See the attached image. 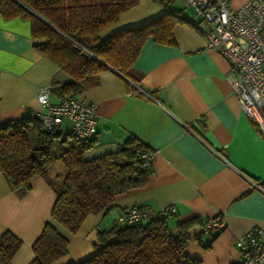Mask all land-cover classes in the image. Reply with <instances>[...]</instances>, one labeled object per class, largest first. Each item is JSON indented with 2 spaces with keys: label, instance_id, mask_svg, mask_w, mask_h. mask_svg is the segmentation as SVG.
Here are the masks:
<instances>
[{
  "label": "crops",
  "instance_id": "0c3cea01",
  "mask_svg": "<svg viewBox=\"0 0 264 264\" xmlns=\"http://www.w3.org/2000/svg\"><path fill=\"white\" fill-rule=\"evenodd\" d=\"M245 1L229 0L233 9ZM173 9L194 15L182 0H167L166 7L157 0H139L100 35L137 26ZM172 34V44L145 40L134 63L142 74L138 84L109 67L99 72L95 85L77 95L95 103L98 114L92 135L98 142L86 157L117 150L129 135L154 156L146 183L116 195L107 213L88 214L74 233L57 225L67 237V253L53 264L91 255L97 232L135 205L173 206L175 211L166 219L171 230L179 222H191L185 252L201 264H239L235 241L254 226L261 228L264 240V132L242 111L231 82V65L207 48L199 28L184 19L174 24ZM35 42L29 21L0 14V121L43 110L36 98L39 88L51 90L53 82L69 80L35 49ZM57 98L51 93V102ZM60 127L69 131L70 121L63 119ZM53 164L47 178H33L23 193L11 189L0 173V234L8 230L21 240L11 264L33 259L31 245L51 221L56 193L50 183H58L65 171L49 174ZM217 214L224 227L205 229Z\"/></svg>",
  "mask_w": 264,
  "mask_h": 264
},
{
  "label": "trees",
  "instance_id": "16d2710c",
  "mask_svg": "<svg viewBox=\"0 0 264 264\" xmlns=\"http://www.w3.org/2000/svg\"><path fill=\"white\" fill-rule=\"evenodd\" d=\"M166 7L167 0H157ZM139 0H0L4 19L29 21L34 47L69 75L53 82L56 97L77 96L95 85L99 72L115 69L138 84L141 73L134 67L145 40L172 44L175 23L186 20L181 10L164 12L137 26L116 30L104 37L101 32ZM140 93L139 91H137ZM98 140L79 138L60 126L44 129L35 111L19 119L0 121V173L9 187L18 192L30 188L37 176L47 178L55 161L65 171L58 183L51 182L56 198L41 233L32 243L33 259L28 264H53L67 253V237L77 231L88 214L107 213L116 195L143 186L150 165L142 166L138 154L148 150L129 135L115 151L86 157ZM135 205L134 207H142ZM168 214L113 224L97 232V246L88 257L66 264H201L185 252L191 222H179L171 230ZM21 240L6 230L0 234V264H11Z\"/></svg>",
  "mask_w": 264,
  "mask_h": 264
},
{
  "label": "built area",
  "instance_id": "2783aa9c",
  "mask_svg": "<svg viewBox=\"0 0 264 264\" xmlns=\"http://www.w3.org/2000/svg\"><path fill=\"white\" fill-rule=\"evenodd\" d=\"M193 10L190 23L199 28L206 46L217 51L232 67L231 82L244 114L264 132V0H246L231 8L229 0H182ZM49 86L39 88L36 98L45 108L35 111L44 129L70 121V131L79 138L93 135L98 121L96 104L80 96H60L50 100ZM154 152L138 154L142 166H149ZM173 206L153 209L150 206L130 207L114 218L118 224H131L160 214L173 213ZM224 227L217 214L204 228L218 231ZM239 264L264 263L262 230L254 226L237 237Z\"/></svg>",
  "mask_w": 264,
  "mask_h": 264
},
{
  "label": "rangeland",
  "instance_id": "374dc122",
  "mask_svg": "<svg viewBox=\"0 0 264 264\" xmlns=\"http://www.w3.org/2000/svg\"><path fill=\"white\" fill-rule=\"evenodd\" d=\"M56 169H58V170L60 169V170H62V171L65 170L64 165L62 164V162H60V161H56V162L53 164V166L50 167L49 174L53 173V171L56 170Z\"/></svg>",
  "mask_w": 264,
  "mask_h": 264
}]
</instances>
